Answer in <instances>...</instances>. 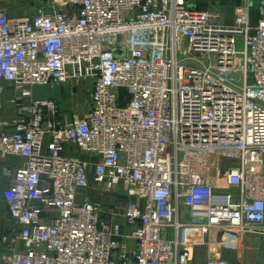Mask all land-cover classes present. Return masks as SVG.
Returning <instances> with one entry per match:
<instances>
[{
  "label": "built area",
  "instance_id": "built-area-1",
  "mask_svg": "<svg viewBox=\"0 0 264 264\" xmlns=\"http://www.w3.org/2000/svg\"><path fill=\"white\" fill-rule=\"evenodd\" d=\"M59 1L67 12L0 11V94L6 82L16 109L0 121V162L21 160L1 264H189L185 231L264 243V174L249 169L250 150L264 149V0L253 28L243 6L224 25L187 0ZM81 81L89 102L70 119L57 101L32 99V87ZM215 158L239 162L227 192L208 179ZM96 187L127 197L110 226L89 198ZM206 264L230 263L213 253Z\"/></svg>",
  "mask_w": 264,
  "mask_h": 264
},
{
  "label": "crops",
  "instance_id": "crops-1",
  "mask_svg": "<svg viewBox=\"0 0 264 264\" xmlns=\"http://www.w3.org/2000/svg\"><path fill=\"white\" fill-rule=\"evenodd\" d=\"M189 7L197 10L207 11L212 21L218 24L232 25L237 7L243 6L246 12L247 23L250 27H255L259 18V0H187ZM39 10L67 12L59 0H0V11L4 12L9 19H25L34 16ZM6 89L0 94V121H8L16 115V109L8 104L14 97V91L8 87L6 82H1ZM36 87L31 88L32 99L34 100H55L59 104V116H67L76 113H84L87 103L81 102L80 97H87L89 101L92 91L90 81H81L77 86L73 82L68 84H50L42 86L48 88L43 97H38ZM27 99L25 102H29ZM80 109V111H78ZM82 110V111H81ZM249 154L253 161L249 167L253 172L264 174V149L250 150ZM21 160L17 157H8L0 162V230L7 232L11 229L8 223L5 196L10 188L11 173L19 166ZM213 171L208 179L214 178L217 182L219 192H227L225 189L224 177L231 166H238L235 159H213ZM89 191V198L92 201L99 200L102 206V220L106 226L118 222L127 203V197L121 191L115 193L99 192L100 187ZM236 189H232L235 192ZM185 210L181 209V214ZM128 229L123 227V238L120 239V248L123 251L131 252L135 249V242L127 239ZM163 236L172 240V230L163 231ZM181 244L183 248L190 251L189 264H206L209 256L213 253L220 255L221 248H231L237 250L238 264H263L264 263V243L254 234L223 232L211 230L207 235H200L195 231H185L181 234ZM17 253H24L27 249L24 242L18 241L15 244ZM6 247L0 244V264L1 256Z\"/></svg>",
  "mask_w": 264,
  "mask_h": 264
},
{
  "label": "water",
  "instance_id": "water-1",
  "mask_svg": "<svg viewBox=\"0 0 264 264\" xmlns=\"http://www.w3.org/2000/svg\"><path fill=\"white\" fill-rule=\"evenodd\" d=\"M30 204L36 208L41 207L40 203L37 201H32ZM220 258L224 261L229 262L230 264H238L237 250H235V249L221 248L220 249Z\"/></svg>",
  "mask_w": 264,
  "mask_h": 264
},
{
  "label": "rangeland",
  "instance_id": "rangeland-1",
  "mask_svg": "<svg viewBox=\"0 0 264 264\" xmlns=\"http://www.w3.org/2000/svg\"><path fill=\"white\" fill-rule=\"evenodd\" d=\"M35 90L37 91L36 94H38V97H43L47 92H49L48 88H44L42 86L36 87ZM80 101L84 102V103H88L89 102L87 100V97H83V96L80 97Z\"/></svg>",
  "mask_w": 264,
  "mask_h": 264
}]
</instances>
